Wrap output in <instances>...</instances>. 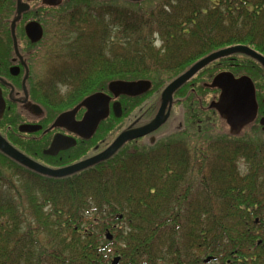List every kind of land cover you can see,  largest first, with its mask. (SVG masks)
<instances>
[{
	"label": "trees",
	"instance_id": "obj_1",
	"mask_svg": "<svg viewBox=\"0 0 264 264\" xmlns=\"http://www.w3.org/2000/svg\"><path fill=\"white\" fill-rule=\"evenodd\" d=\"M17 6L0 0V45L13 42ZM54 9L55 27L75 33L56 50L73 63L53 77L71 86L72 101L114 78H151L157 89L237 44L264 55V0H64ZM233 55L243 62L239 75L255 80L264 114L260 75L251 67L262 70L260 63ZM226 59L231 55L213 62V74ZM193 95L195 112L154 144H134L70 177L22 169L19 189L11 177L2 181L0 264H108L113 255L264 264V129L255 121L233 135ZM154 110L148 105L145 121Z\"/></svg>",
	"mask_w": 264,
	"mask_h": 264
},
{
	"label": "flooded vegetation",
	"instance_id": "obj_2",
	"mask_svg": "<svg viewBox=\"0 0 264 264\" xmlns=\"http://www.w3.org/2000/svg\"><path fill=\"white\" fill-rule=\"evenodd\" d=\"M21 1L23 4H29L30 10L28 9L27 11H30V14L25 15L27 12L26 11L24 13V17L18 21V30H16L17 48L14 42L13 34V42L2 43L0 45L2 49L7 48L8 50L7 52H0V135L14 149L20 151L30 159L48 168H63L95 156L108 148L123 132L141 128L152 122L156 118L157 113L162 105V93L164 89L174 79L185 73L193 65L192 64L186 70L174 77L168 84L160 85L157 89L155 88L153 84L154 81L151 78H134L131 76L128 78H114L108 82L107 87L104 90L89 93L79 100L72 101L70 100L71 86L68 85V90H63L58 88V84L54 83L52 80L44 81L41 79L38 81L34 74L35 69H33L36 61L39 60L41 56L43 57L44 53L42 52V49H45L44 47H47L45 55L47 56L46 58L48 61H53V59L57 60V58H59V60L62 59L65 65H71L73 63L72 60L63 58V54L56 53V50H58L62 44L70 43L69 41H71V39L75 36V33H73L74 30L65 29L69 32L62 34L61 31L55 26L49 27L50 24H48L47 20L43 21L41 17L42 13H36L38 16H35L33 13H31L33 3L38 4L39 9L53 13L56 12L54 8L63 4L64 0L60 5L57 6L45 5L43 4L42 0ZM31 21H37L43 27L42 38L38 41H32L26 32V25ZM16 49H18V52ZM50 51H52V53H50ZM41 53L43 54L41 55ZM230 55V61L229 59H226V61L223 60L221 63H218L220 65L217 66L222 68L218 69L215 74H213L211 67H213V62H217L216 60L218 59L201 68L190 79H188L184 84L176 89L173 93L171 107L170 102H168V106L165 110V113H167L169 112L170 108L167 120L157 130L143 137L126 141L116 151V153H114V155L123 150L131 149L134 144H140V142H149L154 144L157 141V138L163 132L162 129L171 124L172 118L174 116L177 118L179 115V119L181 117L177 125L175 124L176 127L182 125V123L188 119L191 110L195 112V107L190 106L194 105V100H191V92L195 93L193 97H197V99H199V101H197L199 105L204 103V105H201L202 110L205 108L213 110L209 107V105L213 100L218 99L220 89L210 88L207 86V84L211 83L214 76L218 73L230 71L228 68H223L229 63L237 67L236 72H231L234 73L235 76H241L239 75V71L243 65L242 60L233 54ZM251 67L257 69L255 64H251ZM261 67L262 70H257L259 71V75L263 81L261 82L259 79L258 82L260 85L264 86V76L262 74V72H264V68L262 65ZM119 80L130 82L149 80L151 81L152 85L148 91L140 95L133 96L122 93L118 96H115V94L109 89V84L112 81ZM254 83L256 86L255 80ZM201 85L204 86L205 89L202 90L200 88ZM260 85L259 89L261 90ZM160 88H162V90ZM256 91L258 93L257 86ZM98 92L106 93L111 97L109 103L110 114L106 119L100 122L97 130L91 137L85 138L82 135L80 127L73 124L81 121L84 118L87 108L85 106H81L73 114L71 111L80 105L86 97ZM208 95L210 96V102L208 105H205V99ZM118 101L122 106V113L120 116H117L114 111V103ZM150 104L155 105L156 110H154L155 113L153 117L150 120L148 119V121H145L149 115V111L146 112L145 109ZM175 112H179V114H175ZM63 113H69L65 118V122L61 125H55L57 118ZM263 117L264 114H261L259 105L258 115L255 121L261 124V119ZM111 118L112 125L111 127L107 128L108 134H106V137H100L101 129L104 127L103 123H105L107 120H110ZM261 126L264 129V124H261ZM56 139L59 140V143L56 146H53V143ZM48 150H51V152H48ZM22 169L32 170L21 164L18 160L13 158L0 147V184L2 181L4 183L5 179L11 177L15 181L16 187L19 186L21 183V174L17 172H20ZM75 173L63 177H70ZM1 187L3 186L0 185V188ZM17 188L19 189L20 186ZM17 188L14 187L13 190H17ZM51 253V251L35 252L37 255L42 254L45 256H50ZM117 256H119V261L117 264H179L182 262V260L173 261L169 259L167 260L157 258H136V256L132 255H130L127 259H124L121 255H113L108 264H111ZM209 257H211V260L207 262L206 259ZM195 262L196 264H224L222 261L217 260V257L208 255L200 256V259ZM228 263L229 262L227 261V264Z\"/></svg>",
	"mask_w": 264,
	"mask_h": 264
},
{
	"label": "water",
	"instance_id": "obj_3",
	"mask_svg": "<svg viewBox=\"0 0 264 264\" xmlns=\"http://www.w3.org/2000/svg\"><path fill=\"white\" fill-rule=\"evenodd\" d=\"M63 0H42L43 4L49 6H57L62 3ZM29 9L28 3H22L18 0L17 16L12 22V34L14 42L17 48L16 38V22L20 19L21 14ZM26 32L32 41H38L42 38L43 27L37 21H31L26 25ZM18 52V49H16ZM234 53H245L255 58L264 68V55L257 52L253 48L247 45L237 44L221 50L215 51L208 56L202 58L193 64L190 69L174 79L163 91V102L157 113L156 118L141 128L133 129L130 131L123 132L120 134L115 141L101 153L59 169L48 168L44 165L37 163L30 159L20 151L14 149L1 135H0V147L10 154L13 158L18 160L24 166L44 175L51 177H63L72 173L81 171L90 166H93L101 161L107 160L116 153V151L126 142L134 140L139 137H143L155 130H157L168 118L169 112L165 113L168 106V102L173 99V93L188 79H190L195 73L201 68L209 64L210 62L219 59L220 57L234 54ZM151 81L149 80H138V81H112L109 84V89L118 96L120 94L129 95H140L151 88ZM210 88L220 89L218 99L213 100L209 107L215 109L221 118L229 126L230 133L238 135L241 131L249 124H251L258 115V101L256 95V87L253 79L249 75L235 76L230 71H223L218 73L212 80L211 83L207 84ZM110 99L111 97L103 92H98L86 97L80 105H78L71 113H75L81 106H85L87 111L85 112L84 118L74 123L73 125L79 126L82 135L85 138L91 137L97 130L100 122L106 119L110 114ZM114 111L117 116L122 113L121 103H114ZM69 113H63L60 115L55 125H61L65 122V118ZM261 124H264V117L261 119ZM59 140L56 139L53 146H56ZM52 146V147H53ZM51 152V150H48ZM108 238H112V235L108 234ZM211 257L207 258L206 261H210ZM119 257H116L111 264H117Z\"/></svg>",
	"mask_w": 264,
	"mask_h": 264
},
{
	"label": "rangeland",
	"instance_id": "obj_4",
	"mask_svg": "<svg viewBox=\"0 0 264 264\" xmlns=\"http://www.w3.org/2000/svg\"><path fill=\"white\" fill-rule=\"evenodd\" d=\"M39 7H38V4H36V3H33L32 4V8H31V13H33L35 16H38V14H41V17H42V19L43 20H47V22H48V24H50V26L49 27H54V26H56L55 24L57 23V20H54L55 19V17H56V15H57V12H50V11H43V9H39ZM38 10V11H37ZM36 13H38V14H36ZM49 19V20H48ZM52 19H53V23H52ZM45 23V22H44ZM71 30V29H70ZM67 32H69V31H67ZM67 32H65V33H67ZM72 38V37H71ZM70 42V41H69ZM161 44V42L160 41H157V46H159ZM55 45V44H54ZM62 45H67V43H65V44H62ZM45 49H42V52L44 53V55H45V53H46V51H47V47H44ZM43 53H41V55L43 54ZM50 53H52V51H50ZM59 53V52H58ZM43 55V57L41 56V58L39 59V60H37L36 61V63H35V66H33V69H35L34 70V74H35V77H36V79L39 81V80H44V81H48V80H52V81H54V74L56 73V70H59L60 68V66H62V64H64L63 63V61H62V59H60L59 60V58H57V60L55 59H53V61H48L47 60V56L45 55L44 56ZM56 55V54H55ZM62 69V68H61ZM256 69V68H255ZM258 69V68H257ZM256 69V70H257ZM260 69V68H259ZM258 71V70H257ZM259 72V71H258ZM262 74H263V76H264V72H262ZM51 78H53V79H51ZM260 80H261V82L263 81L262 80V78L260 77ZM263 84H264V82H263ZM261 86V93H263L264 94V86H262V85H260ZM58 88H61V89H63V90H68V88H69V86L68 85H65V84H59L58 85ZM161 90H162V88H160ZM160 89H159V91H160ZM205 102L206 103H209L210 102V96L208 95L207 96V98L205 99ZM191 106V105H190ZM178 109V108H177ZM178 110H180V109H178ZM179 114V112H175V114ZM174 116V115H173ZM182 116V115H181ZM178 118V119H177ZM173 117L172 118V122H171V124H169L167 127H165L164 129H162V133H164V132H167L168 130H169V128H172L175 124L177 125V123L180 121V119H181V117H180V119H179V115H178V117ZM113 122H115V121H113ZM176 125L174 126V127H176ZM108 127H111V126H104L103 127V129H101V133H100V137L101 136H104V137H106V134H108V130H107V128ZM106 130V131H105ZM6 169V168H5ZM17 173H19V172H17Z\"/></svg>",
	"mask_w": 264,
	"mask_h": 264
}]
</instances>
